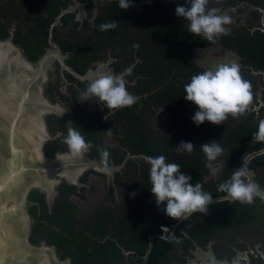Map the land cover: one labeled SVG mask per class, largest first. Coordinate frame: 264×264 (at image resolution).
<instances>
[{
    "label": "flooded vegetation",
    "instance_id": "flooded-vegetation-1",
    "mask_svg": "<svg viewBox=\"0 0 264 264\" xmlns=\"http://www.w3.org/2000/svg\"><path fill=\"white\" fill-rule=\"evenodd\" d=\"M132 3L122 10L116 0H0V52L11 55L19 49L29 61H0V112L9 115V122L15 118L21 129L36 128L32 82L38 77L30 75L31 69L51 49L59 50L60 58L66 55L55 60L54 71L45 64L42 104L51 107L45 154L68 155L58 166L69 176L52 181L51 192L31 190V242L54 247L71 264H264V201L241 204L216 191L245 155L264 190V143L252 141L264 120V0H209L208 8L232 19L225 26L228 34L215 44L188 32V21L176 16L185 0ZM113 20L119 24L115 30L91 27ZM231 62L251 84L248 110L220 125L205 121L197 126L191 117L198 106L185 99L184 84ZM133 64L126 87L140 97L138 104L113 110L95 97L84 101L82 93L97 70L119 74ZM18 79L25 82L17 91ZM53 102L63 106L55 110ZM69 121L88 144L80 158L63 143ZM181 141L193 143L192 154L175 151ZM212 141L224 149L213 162L215 172L205 167L200 150ZM98 147L110 152L112 176L95 170ZM159 155L212 194L207 214L194 213L181 222L157 206L150 165L143 158ZM162 226L175 239L172 234L159 239Z\"/></svg>",
    "mask_w": 264,
    "mask_h": 264
},
{
    "label": "clouds",
    "instance_id": "clouds-1",
    "mask_svg": "<svg viewBox=\"0 0 264 264\" xmlns=\"http://www.w3.org/2000/svg\"><path fill=\"white\" fill-rule=\"evenodd\" d=\"M116 2L122 10L133 6L132 0H116ZM208 2L209 0H185V5L176 7L175 14L188 21V32L215 44L219 37L228 34L225 26L231 24L232 19L228 15L221 14L218 8H208ZM118 26L116 20L91 24V27L99 32L115 30ZM133 48L138 49L139 44H134ZM134 68V64L130 65L119 74L97 70L95 78L86 85L82 93L84 101L95 97L113 110L130 108L138 104L140 97L131 94L126 87V77L133 74ZM183 87L185 99L198 106V110L191 117L197 126L205 121L220 125L229 115L238 118L246 113L252 101L251 84L242 79L240 67L235 62L219 63L212 69L195 74ZM67 125V134L63 138V143L67 145L73 158H80L87 151L88 144L81 132L72 126L71 121ZM107 133L112 135L111 130ZM252 141L264 143V120L259 122L257 131L252 135ZM194 150L193 143L189 141H181L175 149L178 153L188 154H192ZM200 150L204 154L205 167L215 172L213 162L223 155V147L212 141L202 144ZM97 152L99 162L95 170L112 176L114 169L110 164V152L102 147H98ZM143 159L150 165L149 180L156 204L167 216L182 222L194 213L207 214L208 206L213 203V196L202 190L201 183L197 182L193 185L192 177L183 174L178 164L166 162L164 155L145 156ZM216 191L226 193L227 197L241 204H252L254 198L264 201V190L254 180L246 155L242 159L241 166L233 170L231 177L220 183ZM132 195L134 196L135 193ZM161 230L164 235L159 239L165 238L168 234H172V238L175 239V235L167 227L162 226ZM233 264L238 262L234 260Z\"/></svg>",
    "mask_w": 264,
    "mask_h": 264
},
{
    "label": "water",
    "instance_id": "water-1",
    "mask_svg": "<svg viewBox=\"0 0 264 264\" xmlns=\"http://www.w3.org/2000/svg\"><path fill=\"white\" fill-rule=\"evenodd\" d=\"M6 53L0 52L1 62L29 63L21 51L14 50L11 55H4ZM47 57L41 61V69ZM42 77L39 81L38 78L34 80L32 86V99L37 100L40 106L45 97ZM9 92L12 93L11 90ZM39 115L36 128L29 130L19 128L15 118L9 122V115L0 112V264H42L45 252L50 255L51 264L57 261L54 247H37L29 239L32 230L28 210L29 194L33 189H49L53 181L49 177V169L63 161L45 154L48 133L43 116Z\"/></svg>",
    "mask_w": 264,
    "mask_h": 264
},
{
    "label": "rangeland",
    "instance_id": "rangeland-1",
    "mask_svg": "<svg viewBox=\"0 0 264 264\" xmlns=\"http://www.w3.org/2000/svg\"><path fill=\"white\" fill-rule=\"evenodd\" d=\"M15 50H17V51H20L19 49H15ZM23 53V52H22ZM24 54V53H23ZM46 55H48L49 56V58L47 59V62L46 63H50L51 64V70H53V69H55V60L57 59V58H60V52H59V50H57V49H51L48 53H46L45 54V56ZM24 56H25V54H24ZM44 56V57H45ZM26 57V56H25ZM44 57L42 58V60L41 61H43V59H44ZM27 58V57H26ZM66 58V55H62L61 56V58H60V60H63L64 61V59ZM41 61L39 62V64L37 65V66H34L33 67V69H31V76H38V81L41 79V77H42V75L44 76V78H43V81H45V74H44V68L46 67V65H44V67H42V69H41V67H40V64H41ZM45 63V64H46ZM63 64V67L64 68H66L67 67V65H66V63H62ZM105 65L106 66H108L109 65V63H105ZM36 71V72H35ZM54 71V70H53ZM34 73H36V75H34ZM49 76V75H48ZM47 80H48V77H47ZM33 81H34V79H33ZM20 82V83H19ZM24 80L23 81H19L18 80V86H23L24 85ZM33 83V82H32ZM68 82H66L65 84H67ZM64 84V85H65ZM64 85H62V86H64ZM44 95H45V90H44ZM43 101H46V99L44 98L43 99ZM43 101L41 102V105L42 106H40V105H38V110H37V112H43V113H37V116H36V118H37V120H38V114H41V115H39V117H41V116H43V124H44V127H46V131H47V133H48V139L50 138V133H49V130H48V123H47V118H46V114L48 113V112H50L51 110L50 109H47L46 107H43ZM52 105H53V109H58L59 108V106H63L62 104H60V103H55V102H53V103H51ZM50 110V111H49ZM45 113V114H44ZM37 120H36V124H37ZM119 124V123H118ZM34 130V129H33ZM111 130H113V128H111ZM26 132H30V131H26ZM45 136H46V132H45ZM57 157H59V158H61L63 161H66V159L69 157L68 155H64V154H58L57 155ZM49 171H50V174L51 175H49V177H50V179H53V181H57L56 180V178L57 177H59L60 175H65V176H69V173L68 172H64V171H62L61 169H60V167L58 166V164L56 163V164H54L53 165V169H49ZM62 173V174H61ZM53 185L52 184H50L49 185V189H47L46 191H52L53 190ZM54 197V196H53ZM28 207H29V202H28ZM31 226H32V218H31ZM31 234V233H30ZM30 239V238H29ZM30 242H31V240H30ZM31 244H33L32 242H31ZM34 246H37V247H40V246H45V247H51V246H48L47 244H45V243H42V244H40V245H37V244H34ZM55 249V248H54ZM53 249V251L55 252V257H56V259H57V261H56V264H71L70 263V260H68V259H66V260H62L61 258H59V256H58V254H57V252H56V250H54ZM51 254V253H50ZM42 264H51V259H50V255L48 254V253H46L45 252V255H44V259H43V261H42Z\"/></svg>",
    "mask_w": 264,
    "mask_h": 264
}]
</instances>
